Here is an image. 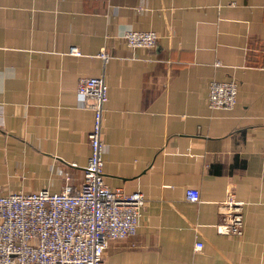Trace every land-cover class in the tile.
<instances>
[{
    "label": "crops",
    "instance_id": "1",
    "mask_svg": "<svg viewBox=\"0 0 264 264\" xmlns=\"http://www.w3.org/2000/svg\"><path fill=\"white\" fill-rule=\"evenodd\" d=\"M130 31L158 45L131 49ZM102 75L107 184L146 199L106 264H264V0H0V195L60 193L65 173L80 188L94 113L77 86ZM231 79L236 107L210 109Z\"/></svg>",
    "mask_w": 264,
    "mask_h": 264
},
{
    "label": "built area",
    "instance_id": "2",
    "mask_svg": "<svg viewBox=\"0 0 264 264\" xmlns=\"http://www.w3.org/2000/svg\"><path fill=\"white\" fill-rule=\"evenodd\" d=\"M160 36L155 31H130L124 40L131 49H154ZM72 55H79L77 48ZM104 63L110 56L101 54ZM236 79L212 81L208 105L212 110H232L238 102ZM77 92L94 113L89 133L90 157L84 168V179L75 190L69 173L64 174L65 189L15 192L0 195V264H106L105 254L114 241L137 234L146 205L144 195L112 189L104 173V121L109 101V88L104 75L80 79ZM264 162V147H263ZM186 199L200 201V192L189 189ZM230 195L227 206L237 212V201ZM223 230L240 234L242 220L231 217ZM203 244L197 243L196 249Z\"/></svg>",
    "mask_w": 264,
    "mask_h": 264
}]
</instances>
